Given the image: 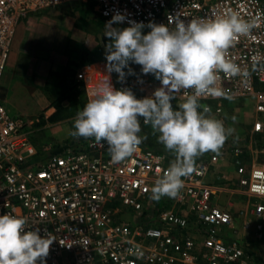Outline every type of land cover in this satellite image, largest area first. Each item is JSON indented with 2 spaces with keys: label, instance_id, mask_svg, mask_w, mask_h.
<instances>
[{
  "label": "built area",
  "instance_id": "2783aa9c",
  "mask_svg": "<svg viewBox=\"0 0 264 264\" xmlns=\"http://www.w3.org/2000/svg\"><path fill=\"white\" fill-rule=\"evenodd\" d=\"M75 1L87 0H0V84L19 22ZM92 1L103 20L119 12L125 27L142 22L148 31L149 23L212 20L229 11L255 21L257 27L239 36L227 56L242 68L261 63L247 79L221 74V86L233 100L256 98L252 128L264 132V0ZM106 76L116 89L106 67L82 64L75 79L88 100ZM225 101L208 97L200 103L215 115ZM33 123L14 116L0 99V215L23 216L26 231L55 237L45 264H264V165L245 160L239 144L229 146L230 176L222 169L228 155L222 147L197 159L176 198L154 201L149 190L172 160L165 151L140 144L131 157L113 163L107 145L81 138L53 152L33 143ZM227 194L244 197L246 207L239 213L220 206L217 199Z\"/></svg>",
  "mask_w": 264,
  "mask_h": 264
},
{
  "label": "clouds",
  "instance_id": "9594fccd",
  "mask_svg": "<svg viewBox=\"0 0 264 264\" xmlns=\"http://www.w3.org/2000/svg\"><path fill=\"white\" fill-rule=\"evenodd\" d=\"M125 19L117 12L105 26L104 36L109 38L105 45L107 72L117 73L123 81L124 69L131 61L141 66L143 74L154 75L161 86L151 96L138 99L130 89H115L106 76L77 110L68 135L107 145L112 162L120 163L142 143V121L172 156L150 188V199L176 198L184 186L183 178L195 171L197 159L207 152L218 154L234 133L233 128L211 116L200 100L232 101L234 97L221 86V74L228 79H247L257 70L260 60H253L248 69L227 56L237 38L248 35L257 25L229 11L212 20L185 22L176 17L167 25L149 23L146 34L142 33V22L129 21L124 28L112 26ZM128 74H132L130 68ZM180 94L183 97L174 106L172 102ZM28 226L23 216L0 215V264H45L55 237H42L39 229L26 231Z\"/></svg>",
  "mask_w": 264,
  "mask_h": 264
},
{
  "label": "rangeland",
  "instance_id": "374dc122",
  "mask_svg": "<svg viewBox=\"0 0 264 264\" xmlns=\"http://www.w3.org/2000/svg\"><path fill=\"white\" fill-rule=\"evenodd\" d=\"M107 22L100 17L96 3L87 0L65 3L36 12L21 20L17 25L10 45L7 67L4 71V85H2L4 88L1 93L4 94L8 89L6 91L8 99L15 107L10 109L14 116H23L34 121L29 127L30 138L34 144L36 141L48 147V144L54 143H43L46 142L50 133L49 130H44L46 119L43 118V112L45 110L42 109L38 113L32 114L38 110L40 104L39 94L36 91L37 75L35 72L39 71L38 77L42 79V76H45L46 80L40 88V95L48 100L46 101L48 105L53 101L57 103V100H61L64 96V70L73 74L79 66L85 63L106 67L105 45L109 42V38L104 36V31ZM112 26L125 27L122 23ZM147 32L148 30L142 29L143 34ZM64 53L68 55L65 68ZM20 57L23 60L22 64L18 61ZM129 68L132 70V74H128ZM124 71L126 76L123 81L118 80L117 73L111 72L116 89L127 88L136 97L144 98L151 96L153 91L161 86L154 75L143 74L141 66L131 61ZM19 75H24L25 85L19 90H15L13 83ZM47 78H51L52 81H48ZM52 82L54 83L52 84ZM37 88L39 89V87ZM83 98L87 100L85 91ZM255 101V97L227 100L223 102L221 111L211 116L222 120L226 127L234 129L233 135L223 145L227 154L230 153L229 146L239 144L245 160L264 165V132L257 134L252 128V124L257 118ZM172 103L174 106L176 105L175 101ZM57 116L55 115L50 121L58 119ZM232 117H235V121ZM71 126L72 121L64 122V129L71 128ZM141 129L140 135L144 137L141 144L164 148L162 144L157 143L156 136L153 135L150 126L141 127ZM68 137L69 135L65 139ZM223 166L228 168L229 171H226V174L230 176L233 170L229 154ZM233 197L229 194L221 196L220 202L224 205L231 202L235 212L240 213V209L246 207L247 201L240 196L239 198ZM239 223L237 224L239 225ZM263 242L264 239L260 241V243Z\"/></svg>",
  "mask_w": 264,
  "mask_h": 264
},
{
  "label": "crops",
  "instance_id": "0c3cea01",
  "mask_svg": "<svg viewBox=\"0 0 264 264\" xmlns=\"http://www.w3.org/2000/svg\"><path fill=\"white\" fill-rule=\"evenodd\" d=\"M38 12H40V11H38ZM34 13H36V12H34ZM34 13H32V14H34ZM64 46H65V33H64ZM64 52H65V50H64ZM65 54L66 53H64V68L66 66L67 56H68ZM18 61L22 64V61H23L22 57H20L18 59ZM6 67H7V62H6L4 71L6 70ZM4 73L5 72H3V75L1 78V84H0V87H1L0 90L1 91L4 88V87H2V85H4V82H3ZM76 73H77V70L73 74H70L69 71L67 72L64 70V96L61 99L62 101L59 99L57 101V103L55 101H53V102H51V104L48 105L46 103V101H48V100H46L44 96L40 95V92H41L40 88H42V85H44L45 81H46L45 76H42V79H41L40 77H38L39 71L35 72V74L37 75L36 91L39 94L40 104L38 105V110L32 114H36V113H38V111H40L42 109L45 110L43 112V118L46 119V124L44 125V130L45 131L49 130L50 133L48 135V138L46 139V142H43V143L54 142L53 144H51V143L48 144L49 151H53V152L57 151L59 148H61V146L68 144V143H72L69 141L71 138H73L72 139L73 142H75L76 139L77 140L81 139V138H74L71 136H69L67 139H65L66 136L68 135L69 130L72 128V126H71V128L64 129V122L73 121L75 118L77 110L82 109L83 106L85 105V103L87 102V100H85L83 98L84 90H82L80 84H78L76 79H75ZM47 79H48V81H52L51 78H47ZM14 81L15 82L13 83V85L16 88L15 90H19L20 88L24 87V85H25L24 75L23 76L19 75L18 79L14 80ZM53 83L54 82H52V84ZM37 87H39V89ZM7 90L8 89H6V91ZM6 91L4 92V94H2L0 92V99L2 102H4V104H6L7 107H9L12 110L15 107H14V104H12L9 101ZM33 91H34V89H33ZM86 99H87V97H86ZM51 100H53V99H51ZM17 112L18 111L16 110V114H17ZM55 115H58L57 116L58 119L50 121V120H52V118ZM145 126H143V127H145ZM35 145L39 146L42 144H39V142L37 143L35 141ZM142 145H144V144H142ZM144 146H146V145H144ZM151 148H154V147H151ZM154 149L162 150V151H165L166 153H168L164 148H154ZM168 154L170 155V153H168ZM222 169L229 171L228 168H225V167H223ZM229 195H231V194H229ZM231 196H234L233 198H239L240 195L232 194ZM240 197H242V196H240ZM220 198H221V196L217 199V203L220 206L225 207V208H229L231 210H234V212H235V208L233 207V204L231 202H227V205H224L220 202V200H221ZM243 199L245 200L244 197H243ZM239 222H241V219L237 218L236 223H239Z\"/></svg>",
  "mask_w": 264,
  "mask_h": 264
},
{
  "label": "trees",
  "instance_id": "16d2710c",
  "mask_svg": "<svg viewBox=\"0 0 264 264\" xmlns=\"http://www.w3.org/2000/svg\"><path fill=\"white\" fill-rule=\"evenodd\" d=\"M58 101V100H57Z\"/></svg>",
  "mask_w": 264,
  "mask_h": 264
}]
</instances>
